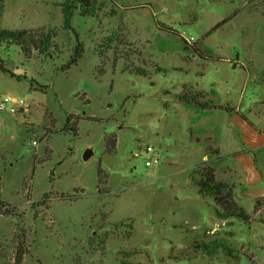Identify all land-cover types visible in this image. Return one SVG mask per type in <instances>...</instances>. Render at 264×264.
Masks as SVG:
<instances>
[{
	"label": "rangeland",
	"instance_id": "1",
	"mask_svg": "<svg viewBox=\"0 0 264 264\" xmlns=\"http://www.w3.org/2000/svg\"><path fill=\"white\" fill-rule=\"evenodd\" d=\"M61 1L0 0V28L51 31L56 45L30 58L0 45L2 63L30 75L24 123L0 155V210L12 212H0V264H264V195H233L238 209L198 192L215 149L196 143L197 106L179 101L264 111V0H103L71 31ZM147 145L159 164L146 167Z\"/></svg>",
	"mask_w": 264,
	"mask_h": 264
},
{
	"label": "crops",
	"instance_id": "2",
	"mask_svg": "<svg viewBox=\"0 0 264 264\" xmlns=\"http://www.w3.org/2000/svg\"><path fill=\"white\" fill-rule=\"evenodd\" d=\"M3 65L15 74L22 71L5 62ZM29 76V73L23 77L13 76L0 66V96L22 99L28 92ZM30 86L35 88L32 84ZM214 103L228 109L204 110L197 107V111H190V129L197 137V144L215 149V153L210 155L215 168L211 195H224L227 206L232 203L238 208L233 195L255 196L257 199L264 195V111H257L251 103L244 104L242 100ZM25 114V111H20L10 112L5 118L0 115V155L9 152L5 144L18 137L19 125L24 123L19 116Z\"/></svg>",
	"mask_w": 264,
	"mask_h": 264
},
{
	"label": "trees",
	"instance_id": "3",
	"mask_svg": "<svg viewBox=\"0 0 264 264\" xmlns=\"http://www.w3.org/2000/svg\"><path fill=\"white\" fill-rule=\"evenodd\" d=\"M61 9H62V15H63V28L65 30H74L72 21L76 14H79L82 17H93V18H99L100 13L104 12V10L107 8L106 1L103 0H62L61 1ZM111 15H116L115 10L111 11ZM224 23V22H223ZM222 22L217 24L215 28L223 24ZM51 31H34V30H28V29H10V28H0V45L6 44V45H15L20 47L25 55L27 57H34L37 55H42L43 53H51L53 51V48L55 43L54 36ZM118 32L113 31L109 35L106 36L102 43V48L105 47L106 49H112L115 41L118 39ZM196 51L201 53L198 49H195ZM98 52L100 54L104 53L102 52V49ZM84 53V43L80 40L77 41V45L75 46L73 55L71 56L70 61L65 66V69H70L71 66L78 63L79 59L82 58ZM0 66L2 70L9 72L13 76L20 77L19 75H16L15 73H12L8 69H6L0 60ZM159 69V67H157ZM101 73H104L105 71H100ZM140 73L145 74L146 71H141ZM179 101L181 104L185 105H191V106H197L204 110H210V109H228V107H223L216 105L214 102L208 101L203 102L199 101V99L195 96L191 97H182L180 95ZM80 118L78 115L71 114L69 116V119L66 123V126H68L72 120V118ZM87 119H94L93 117H87ZM72 132L77 134L78 132V123L75 122L73 125H69ZM117 149V135H113L112 138L110 136L107 137V151L108 152H115ZM103 173V170L100 168V174ZM200 179L196 181V185L198 186V192L202 195H208L213 191L214 188V182H215V168L213 165L206 166L203 168V170L200 172ZM192 180L193 177H192ZM2 205V204H1ZM0 212H5L6 214H11L12 212L8 209H5L2 206V209ZM22 253H24L25 249H22ZM15 264H22V255L16 257Z\"/></svg>",
	"mask_w": 264,
	"mask_h": 264
},
{
	"label": "built area",
	"instance_id": "4",
	"mask_svg": "<svg viewBox=\"0 0 264 264\" xmlns=\"http://www.w3.org/2000/svg\"><path fill=\"white\" fill-rule=\"evenodd\" d=\"M25 105V101L23 99H19L13 96H6L0 102V111H9L11 113H15L19 110V108ZM33 144H36V141H33ZM146 153L149 155L147 160L145 161L146 167H151L154 164H159L161 162V156L158 150L152 146L147 145L145 147Z\"/></svg>",
	"mask_w": 264,
	"mask_h": 264
},
{
	"label": "water",
	"instance_id": "5",
	"mask_svg": "<svg viewBox=\"0 0 264 264\" xmlns=\"http://www.w3.org/2000/svg\"><path fill=\"white\" fill-rule=\"evenodd\" d=\"M89 155H90V153H86L85 157L87 158V157H89Z\"/></svg>",
	"mask_w": 264,
	"mask_h": 264
}]
</instances>
